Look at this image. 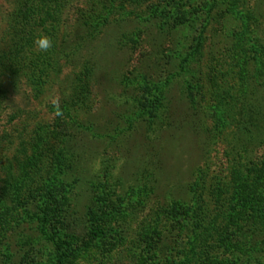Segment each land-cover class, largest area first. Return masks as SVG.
Masks as SVG:
<instances>
[{
	"label": "rangeland",
	"instance_id": "374dc122",
	"mask_svg": "<svg viewBox=\"0 0 264 264\" xmlns=\"http://www.w3.org/2000/svg\"><path fill=\"white\" fill-rule=\"evenodd\" d=\"M211 1L66 0L43 81L35 86L26 68H35L36 58H26V67L15 61L19 71L8 67L0 194L28 156L38 159L51 187L52 229L83 249L92 222L103 228L97 247L68 264H167L181 257L193 236L171 224L174 205L191 203L194 193L210 204L215 185L229 189L233 169L245 164L252 172L264 159V89L251 84L249 108L259 113L244 111L236 68L224 75L241 13L229 10L232 0L209 9ZM256 6L264 27V0ZM17 10V0H0V63L8 62ZM220 94L233 105L225 127L214 111ZM38 196H4L0 264H50L52 246L32 217ZM216 240L200 242V252ZM218 246L208 263L233 264L236 248Z\"/></svg>",
	"mask_w": 264,
	"mask_h": 264
},
{
	"label": "trees",
	"instance_id": "16d2710c",
	"mask_svg": "<svg viewBox=\"0 0 264 264\" xmlns=\"http://www.w3.org/2000/svg\"><path fill=\"white\" fill-rule=\"evenodd\" d=\"M17 1V11L18 15L21 14V18L14 17L8 32L9 49L8 54L4 57L8 62L0 63V103L8 67L12 72L13 66L16 64V70H20L17 69L19 65L15 61L22 62V65L26 67L24 65L26 58H36L37 65H33L35 68H30V65H27L26 68L31 70V81L35 86L43 81V76L47 74V67L51 64L48 61V55L54 53L60 16L66 5V0ZM125 1L144 4L150 0ZM216 1L212 0L209 3V9ZM248 4H250V0H232L230 3V11L236 12V14L241 13V22L238 29L234 31L232 52L228 61L229 73H224V75L234 72V68H236L237 99L240 100L242 110L253 113L258 109L249 108L250 86L254 83L257 87L264 89V30H262L264 27L261 26L262 22L256 13V0L253 7ZM41 33L52 39L51 51L41 52L34 45V38ZM197 47L199 48L196 45L195 49ZM42 57L43 59H40ZM40 60L41 64H39ZM80 86L85 87L82 82ZM188 88L191 89L192 85H188ZM223 92L227 94V91ZM225 94H220V99L214 110L220 127L230 124L229 118L233 106L230 101L226 103L225 99H222ZM37 160L33 155L28 156L20 166L19 175L4 180V187L0 194V208L5 206L4 196L11 198L12 201H20L30 196L31 193L37 192L40 204L37 213L32 214V217L37 221L42 238L52 246L53 255L50 264H68L73 258L81 256L90 248L97 247L98 237L103 233V228L92 222L89 232L85 235L86 241L83 249L76 246L77 242L75 243L73 236L66 239L65 236L58 235L52 229L55 218L50 210L52 205H48V192L51 187L49 183L47 185L48 179L41 173V165ZM32 165L30 171L29 168ZM249 168L243 164L241 167L233 169L229 189L225 185H215L210 204L201 197L202 193H194L196 199L191 203L177 202L174 205L171 224H176L181 230L190 231L193 237L189 240V250L181 257L171 258L167 264H211V260L208 263L207 254L217 245L226 248V250L229 247L236 248L238 253L235 252L236 255L232 256L233 264H264V159L256 170L251 172ZM43 183H45L44 188L41 187ZM196 184L199 188L201 187L199 183ZM101 218L100 216L99 219ZM216 237L218 238L216 246L214 243L208 244L210 248L207 247L208 249L200 252L198 247L205 244L206 239H215ZM249 252H251L250 255ZM255 252L260 253L256 254ZM153 258L151 260H154ZM212 262L215 264L214 261ZM219 264L228 263L222 259Z\"/></svg>",
	"mask_w": 264,
	"mask_h": 264
},
{
	"label": "clouds",
	"instance_id": "9594fccd",
	"mask_svg": "<svg viewBox=\"0 0 264 264\" xmlns=\"http://www.w3.org/2000/svg\"><path fill=\"white\" fill-rule=\"evenodd\" d=\"M33 43L36 46V48L39 49V51L41 52H47L53 46L52 39L43 33L35 37ZM57 115H62V113L58 111Z\"/></svg>",
	"mask_w": 264,
	"mask_h": 264
}]
</instances>
